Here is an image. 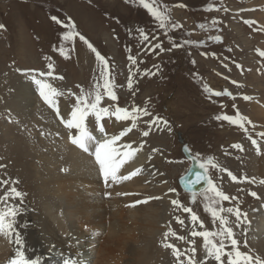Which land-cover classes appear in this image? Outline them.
<instances>
[{
	"label": "rangeland",
	"instance_id": "rangeland-1",
	"mask_svg": "<svg viewBox=\"0 0 264 264\" xmlns=\"http://www.w3.org/2000/svg\"><path fill=\"white\" fill-rule=\"evenodd\" d=\"M158 6L161 10L163 6L168 8L170 22L166 29L159 28L158 22L138 0H0V25H3L0 28V173L4 170L12 175L11 166L15 167L14 170L18 168L22 171H16V176H12L9 181L10 185L0 186V196L12 186L13 179L18 181V189L22 179L30 182L34 191L33 181L39 176L35 172L32 178L29 171H24L26 157L14 144L9 145L8 141H4L2 127H5L4 130L6 127H13L17 130L16 134L29 146L37 144L38 150L33 155L38 154L43 158L47 157L50 151L48 144L52 141L47 139L49 127L43 115L53 112L58 122L57 130L65 127L56 115V110L40 96L31 77L35 75L40 78L39 73L49 71L48 65L52 64L53 75L44 79L62 94L56 98L57 101L61 98L65 100V107L58 105L60 116L70 114L76 105V97L82 94V90L87 93L95 89L97 82L103 83L99 74L100 61L88 47L91 44L107 59L113 91L118 97L117 101H112L104 95L100 106L109 107L110 110H114L116 106L129 110L146 106L152 114L140 116L134 127L131 120L117 121L115 117H110L105 121L108 122L106 127L109 125L108 130L112 135H119L123 129L131 128V131L121 137L119 144L138 143L136 152L146 154L147 159L153 161L151 170L154 173L149 168H144L138 175H155L160 180L158 182L149 177L148 181H152L150 188L132 191V202L136 204L137 211L140 210L138 216L141 217L150 210L146 204L151 205L152 202L163 204L162 208L167 216L164 222L158 223V233L154 236L151 233L146 235H150L153 246L144 257L138 244L143 246L139 241L144 237V232H150V227L144 231L145 225L139 223L138 226L128 220L126 202L122 205V213L127 211L123 213L124 218L119 220L117 229H112L115 236H106L107 231H104L100 235L103 240L99 242V246L102 244L100 249L106 247L111 254L107 257L120 264H180L172 249L164 245L172 244L181 252L195 247L197 264H204L206 253L203 238L192 237L190 233L193 230L218 231L221 226L218 220L214 223L210 214L204 211L207 188L195 194L196 203L193 204V195L184 192L177 182L190 166L178 140L177 132H181L192 153L195 156L199 154V159L205 162L210 179L216 187L230 197L237 198L222 202L223 207H239L247 214L243 222L248 225L245 233L236 226L234 214L223 213L229 220L228 226L233 228L240 241L241 251L264 259V235H260V239H253L255 233L249 223L250 217L264 208V182L259 180V187L254 185L257 181L253 175V171H256L254 162L264 152V136L257 135L264 133V127L251 122L245 123L244 128H241L239 125L215 119V116L221 114L235 116L238 111L251 121V105L256 108L258 107L255 103L264 105V57L259 55L260 51H264V21L260 18L264 11V0H158ZM53 16L60 23L54 21ZM213 20L217 23L213 24ZM70 23L75 25L73 31L82 35L87 43L81 41L79 36H73L67 41L64 39ZM171 24L178 26L173 28ZM200 24H204L205 28L201 29ZM138 29L146 31L148 41L141 39ZM215 36L221 39L216 41L210 38ZM174 43L183 46L173 47ZM156 44H161L163 50L155 48L152 51ZM129 56L135 57L137 63L133 64ZM19 78L32 84V104L20 103L22 98L17 96V85H13L18 84L15 80ZM209 88L212 92L207 90ZM225 90L232 95L213 94ZM244 96L251 99L245 100ZM254 112L258 114V109ZM153 116L161 117L168 124L161 121L149 126L148 121ZM145 131L149 133L147 136L143 135ZM67 137L63 140L70 141L71 137ZM40 139H46L48 144H42ZM252 139L257 141L256 145L252 144ZM236 144L241 145V148H234L233 145ZM87 153L91 154V151ZM56 157L58 156L55 155ZM229 172L237 177L236 181L231 179ZM122 176L127 175L120 174L116 180L110 177L105 182L103 177L94 175L92 179H96L99 185L103 184L101 187L104 188L103 192L100 188L96 195L102 197L107 194V198H113V195H109L112 189L126 185V180L120 178ZM3 179L7 177L4 176ZM47 180V183L43 181L38 185L40 188L37 193L28 192L24 197L25 208L33 216L29 218V223H33L35 217L40 215L45 206L42 202L48 201L44 199L42 187L50 194L54 191V184ZM167 184L168 191L176 190L169 192L172 193L169 199H166L167 194L161 196L157 193L158 186ZM252 192L257 195L252 196ZM119 193L124 197L123 192ZM173 199L181 202L184 207H191L204 222V228H200L197 222L194 229L190 214L185 213L182 207L173 205ZM121 200L125 201L124 198ZM135 200L141 202L136 203ZM49 201L55 203L53 199ZM9 203L17 204L18 200H10ZM155 205L153 207L156 210ZM157 211L161 212V209L158 208ZM166 232L169 233L167 237ZM245 240L247 247L244 245ZM82 241L77 243L81 246ZM51 255L56 261L62 262L66 259L59 253ZM91 255L90 251L86 255L89 261L93 260ZM187 255H191V252L188 251ZM119 256L125 259L120 262ZM111 260L110 263L113 264ZM180 260L187 264L186 256L182 255ZM224 261L227 264V257H224ZM106 262V258L103 259V263ZM207 264L216 262L210 260Z\"/></svg>",
	"mask_w": 264,
	"mask_h": 264
},
{
	"label": "bare ground",
	"instance_id": "bare-ground-1",
	"mask_svg": "<svg viewBox=\"0 0 264 264\" xmlns=\"http://www.w3.org/2000/svg\"><path fill=\"white\" fill-rule=\"evenodd\" d=\"M260 18L264 21V11L261 13ZM15 81L18 82V84H13L15 86L17 85V87H15L17 96L19 95L22 98V100H20V103L26 104L27 102H30V104H32V95L34 93L32 90V84L30 82H23L20 78ZM34 101L35 100L33 99V102ZM64 103L65 100L62 98L61 100L59 99L57 101V104L61 106L63 105V107H65ZM255 104L258 108L251 105L249 119H251L252 123H257L264 127V105L261 106L258 103ZM256 109H258V114L254 112ZM70 114H62V117L64 118V120H67L70 118ZM43 117L49 127V135H47L48 137H46L47 139L52 140L51 143L48 144L46 142V139H40V142L42 144L49 145L48 149L50 151H48L46 158L40 157L38 156V154L37 156L33 155L37 152L38 149L36 147L38 145L36 144L29 146L26 142L23 141L22 138H20L16 134L17 130H15L13 127H6L5 130V127H2L5 135L4 141H8L9 145L14 144V147L20 150V152H22V155H25L26 158L23 164L25 165L26 169L24 171H29L30 177L32 178H34L35 172L39 175L37 179L33 181L35 182V184H33L35 187L34 191L32 185L30 186L29 184L30 182L28 183V181L22 179L20 181L21 185L19 186V190L23 191L24 193H37L38 188H40L39 186L43 183V181L47 183V179H49V181H52V184H54L55 186L53 192L50 190L52 194L48 193L47 190L42 187V191L44 192L43 194H45L44 199H48V201L42 202L45 206L42 208L40 215L35 217L33 223L28 222L31 215L25 208V202H23L22 214L18 218V223L20 225V228L18 230H21V235L25 242V247L27 249L26 255L29 258L39 257L40 264H62L60 260H54V256H52L51 253H59V255L64 258L77 260L79 264H95L96 260V264H112L110 263V260L112 258L109 259V256L107 257V255H111L110 252L106 249V247L100 249V246L102 244L99 246V242L103 241L100 235L104 231H107L106 236L114 237L115 232L113 233L112 229L115 230L118 228L119 220L124 218L123 213L128 211V214L126 215L128 220H130L132 223H135L138 226H140L139 223H142L143 225H145V229L143 228L144 231L148 229V227H150V232H144V237L139 241V243H143V246H140L138 244V249L141 248V250H143L145 257L153 246V241L151 238H149V236H154L156 232L158 233L157 225L161 221L164 222L167 219V216L165 215L166 211L162 208L163 204L152 202L153 204L151 205L146 204V206L150 210H147V212L145 214L143 213L140 217L138 216L140 210L137 211L138 208H136V204L134 205V201L132 202V200H134V197H132L131 194L132 191L135 190L143 191L147 188H150L152 186L151 180L156 179L155 175L148 177H146L147 175L144 177H140L138 174V176H130V178L126 180L125 187H114L112 189L110 194L113 195V198H107V194L102 197L97 196L96 194L100 192V188L102 189V192L104 188L101 187L103 184L99 185L96 182V179H92L94 175L102 177L99 165L95 160V156L92 154L94 152V147L90 150L91 154H88L87 152L81 150L78 146L74 145L71 140H63V138L67 137V135V138H70L72 136L71 134H78L77 130L68 129L66 126L63 128L59 127V130H57L58 122L53 112H48L47 114L45 113ZM106 123L108 122L104 120L103 125L105 127V132L107 133V137H111L112 134L109 133L108 130L109 125H107L106 127ZM89 129L92 134L96 136L97 140H103L107 138L104 134H101L96 130V127L94 125V117L89 118ZM59 137H61L62 139H60ZM119 142L120 141L117 142L118 145H121L119 144ZM137 144L138 143L135 142L128 143V145H131L133 149H136ZM123 150L127 151L128 149ZM55 155H57L58 157L55 158ZM152 162L150 159H147L146 154L135 152V155L131 159L127 160L126 163L118 169L117 177L120 174H125L128 176L131 172L135 171V169L138 168L141 170H143L144 168H149V170H151ZM254 164V168H256V171H253V175L257 181L254 185H258L257 183H260L259 180L264 181V152L260 157H258ZM14 168L13 166L10 167L12 175H9L7 171L3 170V173H0V178L3 179V177L6 176L7 180L10 181L12 176L14 178L19 170L20 173H22L21 169L16 168L14 170ZM150 172L154 174L153 170H151ZM22 175H24V172ZM157 176L159 177V174ZM149 177H151L150 181H148V179H150ZM158 179H160V177ZM157 181L159 182L160 180ZM8 185H10V182ZM119 192H123L124 197L118 195ZM169 192L170 191H168V184L166 186H158L157 188V193L161 196H166L167 194L166 199H169L168 197H171L172 195V193L169 194ZM28 196H30L31 198V195ZM122 198H124L125 201L121 200ZM50 199H53L55 203L53 204L52 201H49ZM126 202L128 204V209L127 211L125 210V212L122 213V205H124ZM17 204H19V200ZM154 204H156L155 208L157 207V209H161V212H158L157 209H154ZM249 223L251 224V230L253 229V232L255 233L253 239L257 240L260 235H264V208L260 209L257 213H254V215L250 217ZM25 225H27V227H25ZM240 230L246 233V231H248V225L242 223L240 226ZM86 233L88 234L87 236ZM245 233H243L244 239ZM147 234L150 235L147 237ZM85 239H87L88 241L86 242ZM13 240L14 235L0 234V264H8L9 260L15 255L16 248L18 246L13 243ZM81 240H83V243H81L82 245L80 246V243L77 242H80ZM109 240L111 241V239ZM121 249H123V246L121 247ZM125 250H123V252ZM89 251L90 254L92 252V255L90 257H92L93 260L91 261H89V257H86ZM97 255L99 257H97L94 261V258ZM102 257L103 259L106 258V263H103ZM122 257L119 256V258H121L120 262L125 259H122ZM113 264L120 263L114 260Z\"/></svg>",
	"mask_w": 264,
	"mask_h": 264
},
{
	"label": "snow or ice",
	"instance_id": "snow-or-ice-1",
	"mask_svg": "<svg viewBox=\"0 0 264 264\" xmlns=\"http://www.w3.org/2000/svg\"><path fill=\"white\" fill-rule=\"evenodd\" d=\"M139 4L146 9L149 14L158 22L159 28L166 29L169 26L170 16L168 15L167 6H163V10L158 6V0H138ZM211 10V9H209ZM52 19L60 23L57 17L53 16ZM213 24L217 23V21L213 20ZM245 23H255L254 21H245ZM178 25L171 24V27L175 28ZM3 25H0L2 28ZM68 29L64 35V39L71 40L73 36H79L81 41L87 43L85 38L80 35L78 32L73 31L75 28L74 24H68ZM199 27L201 29L205 28L204 24H200ZM138 34L143 41H148L149 36L144 29H138ZM216 41H219L221 37L215 36L210 37ZM186 43H192L191 41H186ZM180 44H173V47H182ZM88 47L95 53V56L98 61H100V79L103 81L101 84L97 82L96 87L93 91L83 92L82 94L76 97V105L73 107L70 118L64 120L63 117H60L59 107L57 104V97L62 95L55 89L50 83L47 82L45 77H51L53 75L52 64L48 65L49 71L40 72L39 77L37 78L33 75L32 81L38 87L40 96L44 99V101L52 108L56 110V115L60 117L62 123L68 129L77 130V135L71 137V142L78 146L84 152H90V150L94 147V152L92 153L95 156V160L99 165L101 175L105 182L109 180L111 177L112 180L117 179V171L118 169L126 163L127 160L131 159L136 152V149H133L131 145H118L117 142L121 140V137L125 136L127 132L131 131V128H125L120 131L119 135H112L111 137H107V133L105 132V127L103 125V121L106 118L115 117L117 121H128L131 120L133 122V127L135 126V121L140 116H150L152 115L145 106L144 108L136 107L131 110L127 108H122L116 106L114 110H110L109 107H101V102L104 95H107L112 101H117L118 97L113 91L112 79H111V70L108 64L107 59L101 55L91 44H88ZM155 48H160L163 50L161 44H156L152 51ZM170 50V49H169ZM63 53V49H61ZM259 55L264 57V51H260ZM129 60L136 64L137 61L135 57L129 56ZM239 67V66H238ZM145 74H148L145 72ZM62 79V77H61ZM233 83H236L233 81ZM131 80H129V87H131ZM101 89L103 91H101ZM209 92L212 90L207 89ZM215 96L228 95L232 94L225 90L224 92H215L213 93ZM245 100L251 99L249 96L243 97ZM235 108V105H233ZM94 117V125L96 130L104 134L105 139L97 140L96 136L92 134L89 129V118ZM217 120H224L234 125H239L241 128H244L245 123L251 124V121L246 117L239 114L237 111L236 115H227L221 114L215 116ZM163 122L165 125L168 124V121L163 120L159 116H153L151 120L148 121L149 126L156 124L157 122ZM245 131L247 129L245 128ZM149 133L145 131L143 133L144 136H147ZM257 135L264 136V133H258ZM251 139V137H249ZM253 145L257 144L255 139L251 140ZM234 148H241V145L236 144L233 145ZM123 149H128L127 151ZM190 151V150H189ZM199 163V167L201 169H206L205 162L200 161L199 154H196L195 157H191ZM209 158V162H210ZM2 167V166H0ZM215 167V166H214ZM141 169H136L131 172L128 176H122L121 179L127 180L130 176L137 175ZM226 171V169H225ZM228 175L231 177L233 181L237 180V177L232 175L230 172ZM201 180H207V189L205 190V200L206 203L204 205V211L209 213L212 221L215 223L217 220L220 224V229L216 230H203L191 231L190 235L192 237H202L203 238V248L205 250L204 264H207L208 261L214 260L216 264H225L224 257H227V264H264V259L260 256H253L249 252L241 251L239 244L240 241L236 238L233 228L228 226L229 220L227 216L223 215V213L234 214L236 217L235 224L237 227H240L241 224L246 220V213H243L239 207H223L222 202L230 201L237 199L236 197H230L225 194L223 191L219 190L212 179L208 178L207 175H201L200 172L196 173V178L193 181H189V184H198ZM264 182V181H262ZM18 181H11V187L4 192L2 196H0V234L4 235H14L13 243L17 245L15 255L9 260L8 264H40L39 257L29 258L26 255L27 249L25 247L24 239L21 235L20 225L18 223V218L22 214L23 202L26 193L19 190L16 187ZM9 180L0 179V186L8 185ZM170 192H175V189H169ZM210 193V195H209ZM110 195V193H109ZM120 195V193H118ZM252 196H256L255 192L251 193ZM155 199H159L160 197H154ZM149 199H153V197H149ZM19 200V204L9 203V201ZM141 201H136V203H140ZM147 202V201H144ZM193 204L196 203V196L193 195L192 201ZM171 203L177 207H182L185 213H189L191 217V221L193 222V227L197 222H199L200 228H204V222L197 215L195 211L191 207H184L181 202L173 199ZM183 223L182 221H179ZM27 227V225H25ZM168 232L165 233V237L168 236ZM175 235V233H172ZM180 239H184V237H179ZM194 244V241H192ZM245 247H247V241H244ZM165 247L171 248L176 259L180 261V264H183V261L180 260L181 256H186L187 264H197L195 259L196 248L191 247L190 249L181 252L180 249L176 248L172 244H165ZM190 251L191 255H187V252ZM62 264H79L77 260H73L71 258H66L62 260Z\"/></svg>",
	"mask_w": 264,
	"mask_h": 264
},
{
	"label": "water",
	"instance_id": "water-1",
	"mask_svg": "<svg viewBox=\"0 0 264 264\" xmlns=\"http://www.w3.org/2000/svg\"><path fill=\"white\" fill-rule=\"evenodd\" d=\"M178 135V140L182 144L181 149L183 152V155L190 161V166L187 172H185L183 175H181L177 182L180 186V188L188 193V194H198L205 190L208 185H207V180H201L200 183L198 184H189V181H193L196 178V173L200 172L201 175H207L208 178H210L209 173L205 171V169H201L199 167V163H197L196 160L192 159L191 157H195L194 154H192L191 149L189 146L185 143L184 137L181 132H177ZM190 150V151H189ZM202 161V160H200ZM203 162V161H202Z\"/></svg>",
	"mask_w": 264,
	"mask_h": 264
}]
</instances>
